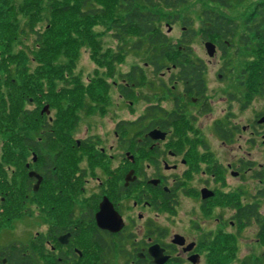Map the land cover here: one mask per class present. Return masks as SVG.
Wrapping results in <instances>:
<instances>
[{
  "label": "flooded vegetation",
  "instance_id": "af4514ba",
  "mask_svg": "<svg viewBox=\"0 0 264 264\" xmlns=\"http://www.w3.org/2000/svg\"><path fill=\"white\" fill-rule=\"evenodd\" d=\"M186 28L183 25V32ZM26 56L31 94L11 115L14 148L8 159L0 141V219H10L14 231L19 226L17 231L24 233L18 236L29 235L25 242L17 238L11 243H24L31 264H264L262 255L239 254L246 247L243 234L252 224L257 227L252 245L264 250V230L256 217H249L253 210L264 216V188L252 193L245 184L255 162L225 164L196 127L197 119L211 112V104L206 64L195 59L193 51L164 57L204 62L202 97L186 91L190 79H180V69L173 64L156 74L149 62L155 75H167L171 91L165 90L155 103L146 101L144 112L134 120L116 116L100 131L97 124L88 123L81 136L76 134L83 116L108 117L110 86L95 94L98 102L78 105L75 123L67 124L64 93L57 108L51 106L49 96L55 94L50 92L49 71L36 69L34 56ZM141 68L143 85L135 87L128 75L114 83L132 114V103L149 84ZM6 80L0 75L4 93ZM177 85L182 88L179 93L174 91ZM247 95L241 102L245 111L252 104ZM167 99L172 101L169 109L163 105ZM190 105L199 107L197 114L189 111ZM258 119L257 115L254 126L243 128L252 137L259 136L257 128L264 133ZM243 130L221 120L213 128L224 146L243 136ZM154 131L160 135L153 136ZM249 144L257 146L253 139ZM256 178L264 184L262 172ZM182 215L190 218L188 223Z\"/></svg>",
  "mask_w": 264,
  "mask_h": 264
},
{
  "label": "trees",
  "instance_id": "16d2710c",
  "mask_svg": "<svg viewBox=\"0 0 264 264\" xmlns=\"http://www.w3.org/2000/svg\"><path fill=\"white\" fill-rule=\"evenodd\" d=\"M208 1L226 9L231 7V0ZM186 4V0H0V75L7 77L4 84L8 90L4 93L0 89V141L5 151L3 157L8 159L14 148L15 131L10 127L12 124L15 127V121L11 115L20 104L26 103L31 94L28 89L30 58L27 54L34 56L38 63L36 69L49 71V84L53 86L50 92L55 94L49 96L51 106L57 108L59 95L61 91L64 93L67 124L75 123V110L85 102L86 96L98 102L100 99L95 94H100L101 90L106 91L110 86L102 80L98 83L96 80L85 83L79 75L74 74L83 48L89 49L92 59L106 66L110 75L115 76V65L127 55L123 47L127 38H134L131 43L133 50H149L150 62L155 66L156 74L167 67L168 60L176 69H180V79H190L185 82L186 91L202 97L206 91L202 76L206 68L204 62L190 57H164L174 52H192L191 44L197 33L190 19L182 20L187 28L174 47L168 35L159 27L160 13L164 9H179ZM202 17V38L215 41L223 51L230 44L233 45L232 41L238 37L239 44L253 57L242 70V74H248V102L255 96L264 98V0L251 11L244 21V32L238 36L236 20L209 9L202 11ZM98 26L104 27L106 32L111 31V36L121 45L117 51L103 49L104 33L97 31ZM137 73H140L139 77ZM39 75L42 76V73ZM127 75L135 87L143 85L140 66H133L129 73L119 77L125 78ZM61 80H64V87L58 90ZM53 126L58 131V120ZM251 216L256 217L259 228L264 230V216L258 210H253L249 214ZM9 220L0 219V233L10 224ZM262 236L264 240V234ZM18 245L11 243L0 250V264H31L32 259L24 251V244Z\"/></svg>",
  "mask_w": 264,
  "mask_h": 264
},
{
  "label": "rangeland",
  "instance_id": "374dc122",
  "mask_svg": "<svg viewBox=\"0 0 264 264\" xmlns=\"http://www.w3.org/2000/svg\"><path fill=\"white\" fill-rule=\"evenodd\" d=\"M261 0H244V2H236L234 0L229 1L231 7L226 9L219 7L213 2L208 0H187V4L177 10H166L160 13V29L168 34L170 41L177 45V41L181 39L183 32V22L185 18L190 19L193 24L192 27L198 32L202 27V11L209 9L219 13H222L233 20H236L239 31L238 34L244 32V21L247 20L251 11L259 4ZM97 31L103 32L102 43L103 49H111L117 51L121 45L111 36V31H104V27L98 26ZM134 38H127V43L123 45L124 50L127 52L126 58L117 63L116 74L111 76L106 66H102L96 63L90 54L89 49L83 48L81 56L78 60L75 75H79L81 80L85 83H91L96 80L106 81L110 84L111 106L109 108L110 113L107 118L92 116L87 120L85 116L82 117L80 122V134L84 133V129L88 123L97 124L96 129L100 131L103 129L104 124L107 128L110 127V118L115 119L116 116H126L131 120H134L139 114L144 112V109L148 102L155 103L157 99L165 95V90H170V84L167 82V75L157 76L153 73L152 68L148 65L150 62V54L147 48L142 50H133L131 43ZM214 42V41H212ZM205 40L197 33L191 44L194 58H199L205 62L207 71L205 75L207 93L211 106V112L197 119L196 127L203 133L204 137L209 141L211 146L215 148L217 155L225 162V164L233 163L237 160H243L246 162H255V169L252 173L248 172V181L245 183L249 186L252 193L258 189H263L264 184H260L259 178H256L258 172L263 173L264 178V135L263 129L257 128L259 136H250V131H244L243 128L248 125L254 126V120L256 116L264 113V98L253 97L250 101L252 104L245 111L241 109V102H243L244 95L247 90V78L248 74H242V70L246 63L253 57L239 44L238 37L232 41V46H228L224 51L216 50L215 56L210 57L207 54L205 48ZM170 61L167 60L166 64L170 65ZM140 65L147 72V78L149 81L148 86L140 91L138 98L134 100L132 106L136 112L132 114L125 102L119 99L116 82H120L118 74L125 73L133 65ZM241 73V74H240ZM242 82V83H241ZM241 83V84H240ZM61 85V84H60ZM168 88V89H167ZM182 90L181 86L177 85L174 89L175 93H179ZM166 98H169L167 96ZM249 99L247 95V100ZM85 102H92L90 96L85 97ZM87 104V105H89ZM163 105L166 108L172 107V101L167 99ZM198 106L190 105L189 111L197 114ZM106 120V121H105ZM111 120V121H112ZM228 122L232 125L240 127L242 135L237 136V139L232 140L227 146L221 144V141L217 136H214V124L216 121ZM78 131V130H77ZM255 140L257 146L251 147L249 140ZM1 144V143H0ZM264 180V179H263ZM237 179H230V182H236ZM243 185V184H242ZM182 219L185 223H188L190 219L186 215H182ZM25 222L21 223L20 228H25ZM16 227V231L17 228ZM257 227L252 224L244 232L243 237L246 240V247H242L239 254L245 256L246 254L262 255L264 257V250L259 246L252 245V241L255 239ZM12 229L10 224L2 229L0 233V250L8 245L15 239H21L24 242L27 241L29 235L18 236L20 229L16 232ZM24 233V232H20ZM190 236L193 235V231L189 230ZM23 245V242H19Z\"/></svg>",
  "mask_w": 264,
  "mask_h": 264
},
{
  "label": "water",
  "instance_id": "95a60500",
  "mask_svg": "<svg viewBox=\"0 0 264 264\" xmlns=\"http://www.w3.org/2000/svg\"><path fill=\"white\" fill-rule=\"evenodd\" d=\"M206 46V50L207 52L209 53L210 56H213L216 52V45L212 42H206L205 44ZM260 124L264 123V116L261 117L258 121ZM156 131L153 132V136H157V135H160L159 133H157L156 135L154 134ZM161 136H164L163 134Z\"/></svg>",
  "mask_w": 264,
  "mask_h": 264
}]
</instances>
